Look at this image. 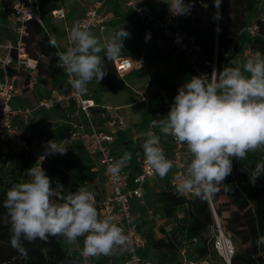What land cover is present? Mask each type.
I'll list each match as a JSON object with an SVG mask.
<instances>
[{
  "label": "clouds",
  "instance_id": "obj_1",
  "mask_svg": "<svg viewBox=\"0 0 264 264\" xmlns=\"http://www.w3.org/2000/svg\"><path fill=\"white\" fill-rule=\"evenodd\" d=\"M213 2L217 9L214 18L219 19L221 0ZM168 6L177 16L187 14L191 8L184 0H171ZM130 36L122 26L102 43L80 22H75L68 32L71 46L56 52L58 67L68 78V90L84 95L93 80L99 84L106 75L104 57L111 62L130 60L123 55L124 41ZM49 41L59 49L54 35H50ZM211 76V80L205 74L192 76L178 88L167 115L151 122L160 133L186 144L191 159L184 172L174 177L178 181L177 191L202 199H210L219 191L232 172L233 158L245 160L248 153L264 148V57L257 54L242 65L226 66L223 70L213 66ZM142 149L154 172L160 178L167 176L173 161L166 157L155 131L145 133ZM54 153L65 154L66 148L55 141L47 142L40 163L27 170L30 179L14 184L6 193L3 207L10 218V243L18 258H28L25 242H47L50 236L63 237L68 245L76 247L78 238L84 237L83 251L90 257L127 251L128 237L111 216L99 218L92 191L82 185L64 195L53 188L41 161ZM131 158L132 153L125 151L108 163L107 172L118 176ZM262 173L264 163H258L252 176ZM256 244L264 245V235L258 236Z\"/></svg>",
  "mask_w": 264,
  "mask_h": 264
},
{
  "label": "trees",
  "instance_id": "obj_2",
  "mask_svg": "<svg viewBox=\"0 0 264 264\" xmlns=\"http://www.w3.org/2000/svg\"><path fill=\"white\" fill-rule=\"evenodd\" d=\"M59 1L62 0H41V15L49 34L38 22L31 21L28 38L31 54L36 57L42 56L40 58L41 83L45 86L50 84L53 87H61L64 84V75L58 68L56 56L58 50L49 41L50 35L57 38L63 34L51 23V12L59 8ZM197 1L205 5L209 11H216L213 0ZM260 1L221 0L217 70H223L226 66L242 65L244 61L241 52L247 46L264 52V26L261 28L262 36L257 38H251L243 32L244 26L257 17ZM8 3L9 1L6 2ZM166 7V3H156L154 10L158 8L162 9V11L159 10L160 12H163ZM189 12L183 18V23L188 25L194 23L189 20ZM122 21L126 19L120 22ZM194 35L202 46L203 70L211 73L216 47L215 21L197 26L194 29ZM151 54L165 60L169 72L157 80L162 85L163 93L151 96L146 102V107L141 111L142 121L138 124L139 131L147 126L151 118L157 116L163 118L167 115L177 94L178 82L180 80L186 82L193 76L182 62H175L170 55H164L158 50H151ZM143 75V72L139 74V76ZM91 83L97 86L96 92L107 93L116 91L119 80L111 74H106L99 84L95 80ZM96 100L100 102L99 99L96 98ZM59 107L56 106L52 111ZM66 110L60 113L62 119L56 127H53L46 118H42L36 126L31 127L29 123L24 129V138L30 145H33L34 140L41 144L44 141H63L70 138L73 127L69 123L68 115L72 112V106ZM68 111L69 114H67ZM131 132L132 130H122L116 133L113 151L118 158L125 151L132 153V158L125 169L130 178H133L140 170L138 157L143 153V149L129 136ZM75 145L76 157L71 156V151L66 152L61 163L56 164L54 160L53 165L45 171L52 180L53 188L64 195L76 191L82 185L88 188L91 181L102 176L101 172L94 170L95 160L87 147L81 142ZM32 162L33 156L30 151L0 156V264H80L78 252L68 245L63 237L50 236L47 242L39 239L32 243L25 242L28 251L27 260L18 258L17 251L11 246L10 218L3 204L7 198V191L14 184L27 182L30 179L27 170L32 167ZM258 163H264V148L248 153L245 160L234 158L231 174L226 177L224 184L220 185L219 191L210 198L218 217H224L225 211H231L227 228L239 240L240 245L239 250L236 245L232 264H264V245L258 247L256 244L258 236L264 235V173L258 177L252 176ZM173 170L172 168L165 176L167 189L157 194L156 202L149 197V183L145 189V198L149 206L162 214L169 226V229H160L161 236L157 235L150 220L148 222L141 220L145 208L133 202V213L137 215L139 231L146 236L148 242L143 256L152 261L155 259V264H174L177 260L178 247L185 240L195 237L200 238V244L196 248L197 254L206 256L209 253L208 245L211 236L207 234L214 224V214L209 199L198 196L186 198L169 191L168 183ZM95 198L99 201L96 196ZM95 206L99 210V206L97 204ZM178 212L182 214L181 218L176 217ZM80 240L84 241V237H80ZM82 245H84L83 242ZM121 261L118 253L106 256L97 264H120Z\"/></svg>",
  "mask_w": 264,
  "mask_h": 264
},
{
  "label": "built area",
  "instance_id": "obj_3",
  "mask_svg": "<svg viewBox=\"0 0 264 264\" xmlns=\"http://www.w3.org/2000/svg\"><path fill=\"white\" fill-rule=\"evenodd\" d=\"M9 1L8 4L6 2ZM110 0H96L85 12V15L77 22L89 31L97 28L100 32L106 30L110 22V12L107 11V4ZM123 5L131 10L136 19L150 28L159 30L161 35L168 40L174 48L182 55L183 66L191 74L209 76L212 79V72L207 73L203 70L202 46L194 35V29L197 26L204 25L202 22L194 23L191 28L184 27V15H173L169 11L171 0H167V7L163 12L154 10L152 0H119ZM151 2V3H150ZM220 15V8H219ZM217 12V9L216 11ZM38 22L49 34L44 26L41 15V0H0V134H6L10 140L0 147V156H10L14 152L30 151L33 156L32 166L38 164L39 158L45 155L47 142L44 141L39 146V150L34 145H30L24 138V130L20 129L18 121L21 118H32L38 111H50L56 106H72V112L69 114V123L73 129L71 136L63 141H55L58 145L66 148L70 152L75 143H83L90 151L95 160V168L101 172L106 182V193L104 197L97 201L95 205L99 206V218L111 216L113 222L120 226L124 234L128 237L127 251L119 252L121 256L120 264H155L143 256V251L147 248L148 242L146 236L139 231L136 215L133 213V202L148 210L146 203L145 189L146 185L152 179L158 176L154 170L146 163L144 154L138 157L140 170L130 178L125 167L120 174L113 177L107 172L108 163L118 159L117 154L113 151L115 135L112 132L105 131L100 125L98 118L102 120L107 114L105 108L99 104L90 95H79L68 90V78L64 70H59L64 75V84L61 87L48 88L47 96L40 99L36 106H23L13 108L11 102L14 95L20 94L25 96L28 93H35L41 87L40 58L33 56L30 52V22ZM69 15L64 6L51 12V23L65 24V44L58 39L59 49L63 51L71 46L68 40V32L72 25H68ZM215 56L213 66L217 69L218 57V36H219V19H215ZM264 26V0L259 2L257 17L246 24L243 32L251 38L262 36L261 28ZM259 54L264 57V52L256 50L251 46L245 47L241 52L244 62L249 58ZM148 56V47H143L138 55L125 56L128 59H118L114 61V68L118 76L123 77L136 68L144 66L143 60ZM145 100V98H143ZM161 118L157 116L151 118L147 126L136 133L133 140L142 146L145 133L153 130L160 136V146L163 148L166 157L173 161V173L170 176L168 190L184 196L186 198L195 197L193 193H180L177 191L178 181L175 175L182 174L186 162V144H181L173 136L160 133L159 128L152 127V120ZM61 122V121H60ZM17 123V124H16ZM110 127L124 129L126 123L120 115L112 117L108 122ZM141 140V141H139ZM59 153L49 154L41 161L42 168L47 171L54 163ZM234 159V158H233ZM232 159V161H233ZM211 209L214 214V224L211 227V239L209 241V253L206 256H199L196 252L200 244V238L195 237L187 239L177 249V260L174 264H232V259L236 253V244L232 234L222 225L218 215L215 212L213 203L209 199ZM148 220L152 222L154 228L169 229L167 221L159 212L151 209ZM181 218L180 212L176 215ZM79 247L72 246L80 256V264H97L106 256H88L84 253L82 245L83 240L78 238Z\"/></svg>",
  "mask_w": 264,
  "mask_h": 264
},
{
  "label": "rangeland",
  "instance_id": "obj_4",
  "mask_svg": "<svg viewBox=\"0 0 264 264\" xmlns=\"http://www.w3.org/2000/svg\"><path fill=\"white\" fill-rule=\"evenodd\" d=\"M87 0H63L64 7L71 9L73 16H80L83 11V4ZM167 0H152V6H155L156 3H166ZM187 4H191V10L189 12V17L194 21V23L202 22L204 25H207L210 21H214V14L215 11H209L205 5L200 4L197 0H184ZM123 4V3H122ZM126 8V7H125ZM122 12H124V17L126 21L122 22H116L114 25L109 24L107 26L108 31L106 34H109L110 32H113L119 30L122 26L131 33L130 38L125 39L124 41V50L123 55H138L139 51L144 47V45L138 44L141 38L138 34L141 33L142 26L136 22V17L134 13L127 8V10H124L122 6ZM162 11V9H156V11ZM98 29L93 28L90 32L98 38ZM162 45H167V41L164 39L162 40ZM143 46V47H142ZM150 47H148V50ZM163 50V54L170 55L171 59H173L175 62H182L183 58L182 55L174 48V47H168L167 50ZM103 55V54H102ZM105 59V69L106 73L111 72L113 76H115L119 83L117 85V89L114 92H110L107 94H104L103 102L105 105L111 107L110 113L113 115H110L106 112L107 116L103 119V122L101 121V118H98L99 125L105 130L112 132L114 134L118 133L122 130H132V132L129 134L131 138H134L136 133H139V127L138 124L142 121L141 119V111L146 107V102L148 99L153 96L154 94H162V85L157 81L159 78H162L166 74H168V64L165 60L158 59L154 55L151 54V49L148 53V56L146 57V60L144 61V66L142 68H136L129 72L128 74L124 75L123 77H118L117 73L114 68V64L111 61H108L106 57ZM144 73L143 76H139V74ZM185 83L184 80H180L178 82L179 88L181 85ZM92 95L94 98L99 99V101L102 103L101 95L100 93L95 91V86L93 83L88 84V90L86 95ZM145 98V100H143ZM42 99V97L39 95V93H28L25 96L17 94L14 95V98L11 102V105L13 108L16 107H23V106H36V102L38 103L39 100ZM67 107V106H66ZM63 106L61 105L59 109H56L55 111H46L40 113L39 116L40 120L29 118V123L32 126H36L39 122H41L42 118H46L49 121L60 119L62 113L60 110H62ZM65 108V107H64ZM68 108V107H67ZM66 108V109H67ZM107 111V110H106ZM70 112L68 111L67 114ZM120 115L125 123L126 126L124 129L120 130L118 127H110L108 129V126L105 125L109 121H112V116ZM141 141V140H139ZM75 144L72 147V150L70 152L71 156L76 157L77 151L75 149ZM65 154L62 156L57 157L55 160L56 164H59L62 162ZM186 158L190 162L191 154L187 151L186 146ZM97 171V170H95ZM165 177L160 178L159 176H156L154 179H152L148 185L149 189V197L153 199L155 202L157 200V194L165 189H167V186H165ZM106 182L104 178L101 176L97 178L94 181H91L88 185V189L92 191L95 196L98 198V200H101L105 193H106ZM138 203V202H136ZM147 206L149 207L148 210L144 211V215L141 220L144 222H148V215L150 214L149 211H151V207L149 206L148 201H146ZM232 210V208L230 209ZM230 213L231 211H225L224 217H219L222 225L232 234L234 241L237 245L238 250L240 249L239 240L234 236V234L227 228V222L230 221ZM137 216V215H136ZM225 218V219H224ZM154 230L157 232L158 236H161L160 230L157 228H154ZM211 236V231L207 236ZM152 256V255H151ZM154 259V258H153ZM157 259V258H156ZM155 261V259H154ZM153 261V262H154ZM157 261V260H156ZM155 263V262H154Z\"/></svg>",
  "mask_w": 264,
  "mask_h": 264
},
{
  "label": "crops",
  "instance_id": "obj_5",
  "mask_svg": "<svg viewBox=\"0 0 264 264\" xmlns=\"http://www.w3.org/2000/svg\"><path fill=\"white\" fill-rule=\"evenodd\" d=\"M94 1H96V0H87L84 4H83V11H82V14L80 15V16H73V14H72V11H71V9H69V8H66L67 9V11H68V15H69V21H68V25H73L75 22H77V21H79L84 15H85V12H86V9L94 2ZM151 3V2H150ZM185 4H187L186 3V1L184 2ZM200 3V2H199ZM58 4L60 5L59 7H61V6H64V4H63V0L62 1H59L58 2ZM201 4V3H200ZM122 6H123V8H124V10H127V8H125V6L119 1V0H110L109 2H108V4H107V11L108 12H110V15H111V18H110V22L108 23V25L109 24H111V25H114L116 22H120L122 19H125V17H124V12H122ZM189 16V15H188ZM189 20H192L190 17H189ZM136 22L137 23H139L141 26H142V29H141V33L140 34H138L139 35V37L141 38V40L139 41V43L138 44H140V45H144V47L146 46V47H150V49L151 50H158V51H160L162 54H163V50H160V49H164L165 48V50H167L168 49V47H174L168 40H166L162 35H161V33L159 32V30H157V29H155V28H150L149 26H146V25H144V24H142V23H140L137 19H136ZM194 22V21H193ZM193 24L194 23H192V24H184V27L186 28V27H188V28H191L192 26H193ZM59 30H61L62 32H63V34L60 36V37H57L56 39H58L60 42H62V44H65V28H66V26H65V24H63V23H56V24H54ZM107 25V26H108ZM107 31H108V28H106V30L105 31H103V32H100L99 30L97 31V33L99 34L98 35V39L102 42V43H104V42H106L107 41V39L109 38V37H111L114 33H115V29H114V31L113 32H110L109 34H106L107 33ZM92 33V32H91ZM166 40L167 41V45H162V40ZM143 47V46H142ZM150 49L148 50V53H149V51H150ZM142 50V49H141ZM140 50V51H141ZM139 51V52H140ZM103 53H101V55H102ZM164 55H167V54H164ZM127 56H133V55H127ZM146 60V59H145ZM145 60H143V63H145L144 61ZM173 60V59H172ZM182 62H183V60H182ZM114 64V63H113ZM106 74H111V72H107ZM112 75V74H111ZM118 76V75H117ZM118 77H120V76H118ZM94 86H95V90H96V88H97V86L95 85V84H93ZM50 87V84H47V86H45V87H41V88H39L38 90H37V92H35V93H39V95L42 97V98H44L45 96H47V93H48V88ZM117 89V88H116ZM107 93H110V92H107ZM107 93H100V95H101V99H102V103L101 102H98L97 100H96V98H94L92 95H90L91 97H93L99 104H101L104 108H105V112H107L108 114H110V115H113V114H111L110 113V109H111V107H109V106H107V105H105L104 104V102H103V97H104V94H107ZM34 94V93H33ZM36 104H37V102H36ZM63 106V108H61L62 110H61V112H66L67 110L65 109V108H67L66 106H64V105H62ZM31 107V106H30ZM65 107V108H64ZM107 110V111H106ZM41 112H43V110L42 111H38L37 113H36V115L33 117V119H36V120H40L39 119V114L41 113ZM44 112H46V111H44ZM117 115V114H116ZM69 116V115H68ZM112 117H114V116H112ZM141 117V116H140ZM61 119L62 118H58V119H56V120H51V121H49L51 124H52V126L53 127H56V126H58L59 125V123H60V121H61ZM142 119V118H141ZM29 121H30V119H27V118H21L19 121H18V123H19V125L17 124V126L20 128V129H22V130H24L26 127H27V125L29 124ZM105 125H107L108 126V129L110 128V126H109V124L107 123V124H105ZM9 140H10V138L6 135V134H0V147L3 145V144H5V143H7V142H9ZM33 145L34 146H36L37 147V150H39L38 148H39V146L41 145L37 140H34V142H33ZM63 154H59L57 157H59V156H62ZM56 157V158H57ZM55 158V159H56Z\"/></svg>",
  "mask_w": 264,
  "mask_h": 264
}]
</instances>
